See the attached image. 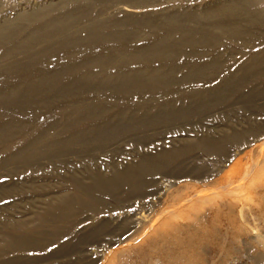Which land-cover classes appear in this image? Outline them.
Listing matches in <instances>:
<instances>
[{"label":"rangeland","instance_id":"374dc122","mask_svg":"<svg viewBox=\"0 0 264 264\" xmlns=\"http://www.w3.org/2000/svg\"><path fill=\"white\" fill-rule=\"evenodd\" d=\"M0 264H264V0H0Z\"/></svg>","mask_w":264,"mask_h":264},{"label":"bare ground","instance_id":"6f19581e","mask_svg":"<svg viewBox=\"0 0 264 264\" xmlns=\"http://www.w3.org/2000/svg\"><path fill=\"white\" fill-rule=\"evenodd\" d=\"M224 13V12H223ZM218 14H219V12H218ZM230 14V13H229ZM221 15H222V13H221ZM224 15V14H223ZM216 16V15H215ZM150 80V79H149ZM132 84V83H131ZM165 121V120H164ZM26 239V238H25Z\"/></svg>","mask_w":264,"mask_h":264}]
</instances>
